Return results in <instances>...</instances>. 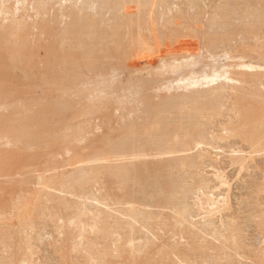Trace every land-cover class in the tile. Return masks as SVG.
I'll return each instance as SVG.
<instances>
[{"label":"rangeland","instance_id":"1","mask_svg":"<svg viewBox=\"0 0 264 264\" xmlns=\"http://www.w3.org/2000/svg\"><path fill=\"white\" fill-rule=\"evenodd\" d=\"M118 2L0 0V264H264V0Z\"/></svg>","mask_w":264,"mask_h":264},{"label":"bare ground","instance_id":"2","mask_svg":"<svg viewBox=\"0 0 264 264\" xmlns=\"http://www.w3.org/2000/svg\"><path fill=\"white\" fill-rule=\"evenodd\" d=\"M120 1H122V0H120ZM120 1L118 2V0H117V2H118L117 4H121V3H123V2H120ZM134 1H135V0H134ZM115 2H116V1H115ZM107 3H108V1H107ZM133 3H134V4H138L137 2H136V3L133 2ZM117 4H116V5H117ZM123 4H124V3H123ZM134 4H132V5H134ZM134 7H135V6H134ZM135 10H136V8H135ZM85 23H87V22H85ZM85 23H84V24H85ZM92 24H95V23L93 22ZM90 25H91V24H90ZM82 26H83V24H82ZM82 26H81V27H82ZM87 26H88V25H87ZM87 26H86V27H87ZM92 26H93V28H91V27L88 26V27H89L88 29H90V28H91V29H94V28H95L94 25H92ZM86 27H84V28H86ZM97 27H98V26H97ZM71 28H73V27H71ZM77 28H78V27H76V29H77ZM82 28H83V27H82ZM82 28H81V30H80V28H79L77 31H79V30H80V31H84L85 29L82 30ZM69 29H70V28H69ZM69 29L66 31V32H68L67 35H69ZM86 29H87V28H86ZM74 30H75V28H74ZM74 30H73V31L71 30V31H72V32H71L72 35L76 34V30H75V31H74ZM80 31H79V32H80ZM66 32H65V34H66ZM80 33H81V32H80ZM65 34H64V35H65ZM77 35H78V33H77ZM82 35H83V34H82ZM82 35H81V36H82ZM113 35H114V34H113ZM69 36H70V35H69ZM81 36H79V37L81 38ZM93 36H94V35H93ZM100 36H101V35H100ZM65 37H68V36H65ZM72 37H74V36H72ZM75 37H76V36H75ZM79 37L77 36V38L80 40ZM82 37H84V36H82ZM5 38H6V37H5ZM77 38H76V40H77ZM7 39H8V38H7ZM91 39H92V37H91ZM96 39H97V38H96ZM3 40H4V39H3ZM9 40H10V38H9ZM81 40H82V39H81ZM84 40H85V39H84ZM84 40H83V41H84ZM102 40H103V39H102ZM109 40H110V39H109ZM4 41H5V40H4ZM77 41H78V40H77ZM91 41H94V39H92ZM10 42H11V41H10ZM2 43H4V42L2 41ZM12 43H13V42H12ZM12 43H11V44H12ZM14 43H15V42H14ZM14 43H13V44H14ZM95 43H97V41H95ZM7 44H9V47H10L11 44H10V43H7ZM7 44H6V45H7ZM82 44H84V43H82ZM73 45H74V44H73ZM77 45H78V43H77ZM84 45H85V44H84ZM92 45H93V43H92ZM95 45H96V44H95ZM104 45H105V44H103L102 46H104ZM1 46H2V45H1ZM1 46H0V47H1ZM3 46H4V45H3ZM17 46H19V45L16 44V47H15V48H14V46H13V49H12L11 47H10V48H11L12 50H14V49L17 48ZM21 46H22V45H21ZM78 46H80V45H78ZM86 46H88V45H86ZM86 46H85V49L87 50L88 48H86ZM102 46H101V47H102ZM120 46H122V45H120ZM120 46H119V48H120ZM6 47H7V49H9V48H8V45H7ZM6 47H5V48H6ZM72 47H73V46H72ZM72 47H71V48H72ZM82 47H84V46L82 45V46L80 47V49H81ZM93 47H95V46H93ZM98 47H99V45H98ZM116 47H117V46H116ZM5 48H4V49H5ZM76 48H78V47L76 46L75 49H76ZM114 48H115V47H114ZM7 49H6V51H7ZM19 49H20V48H18V51H19ZM23 49H24V47H23ZM72 49H74V48H72ZM80 49L78 48L77 50H80ZM85 49H83V50H85ZM99 49H100V48H99ZM104 49H105V48H104ZM104 49H103V50H104ZM16 50H17V49H16ZM16 50H15V52H18V51H16ZM69 50H70V49H69ZM88 50H89L88 52H85V51L83 52V51L80 50L81 53H80L79 55H78V54L75 55V54H72V53H66L67 50H65V52L62 53L64 59L61 57V58H62V62H63L62 64H64V67H66L67 65L65 66V64H66L65 62H68V64H69V61H72L73 59H77V60L80 61V63H83V67H82V68H89V69H90V68H93V69H94L95 67H97V60H99V53H100V51H98L97 49H95V50H92V49L90 50V49H88ZM106 50H107V49H106ZM109 50H110V49H109ZM116 50H117V49H116ZM116 50H115V52H116ZM119 50H120V49H119ZM119 50H118V51H119ZM4 51H5V50H4ZM9 51H11V50H9ZM9 51H8V52H9ZM61 51H62V50H61ZM71 51H72V50H71ZM71 51H70V52H71ZM75 51H76V50H75ZM80 51H79V52H80ZM19 52L22 53V51H19ZM62 52H63V51H62ZM68 52H69V51H68ZM109 52L112 53L113 51H109ZM127 52H129V51L125 50V52H123V50H122V53H127ZM13 53H14V52L12 51V53L10 54L11 57H9V58H11V59L14 61V60H15V57H14V56H16V55H15L16 53H14V54H13ZM23 53H24V52H23ZM23 53H22V54H23ZM102 53H103V52H102ZM117 53H118V52H117ZM24 54H25V53H24ZM124 55H125V54H124ZM126 55H130V54H126ZM21 56H22V55H21ZM102 56H103V55H102ZM12 57H13V58H12ZM121 57H124V56H121ZM125 57H126V56H125ZM51 58H52V57H51ZM61 58H60V59H61ZM17 59H18V58H17ZM123 59H124V61H125V58H123ZM126 59H128V58H126ZM48 61H49V60H48ZM125 62H126V61H125ZM47 63H48V62H47ZM49 63H50V62H49ZM53 64L56 65L55 62H53ZM71 64H72V63H71ZM71 64H70V65H71ZM49 65H51V64H49ZM70 65H69V66H70ZM52 66H53V65H52ZM73 66H74V65H73ZM76 66H77V65H76ZM54 67H55V66H54ZM61 67H63V66L61 65ZM74 67H75V66H74ZM74 67H72V66H70V67H68V68L66 67V70H65L64 68H62V69H64V70L66 71V73L63 72V74L65 73L66 75H64V77L61 75L62 78H59V81H60V79H61V80H62V79H64V80H65V79H69V80H70V79H75V78H77V75L79 74V72H78L79 70L76 69V68H74ZM47 68H48V67H47ZM55 68L58 69L57 67H55ZM55 68H52V69L54 70ZM59 68H60V67H59ZM79 68H80V67H79ZM62 69H61V70H62ZM48 70H49V69H48ZM53 70H52V71H53ZM58 70H59V69H58ZM84 70H86V69H84ZM55 71H56V70H55ZM55 71H54V72H55ZM62 71H63V70H62ZM226 72H227V71H226ZM55 73L58 74V72H55ZM55 73H54V74H55ZM220 73H221V72H220ZM220 73H219V72H212V74H213V75L211 74L212 76H210V75L208 76V75L205 74L203 79H204L205 81H207L208 83H209V82H210V83H213L214 81H216V79L218 80V78L221 77V76H220ZM49 74H50V73H49ZM52 74H53V72H52ZM60 74H61V73H59L58 76H60ZM222 74H226V73L223 72ZM50 75H51V74H50ZM52 76H53V77H54V76L57 77L56 74H55V75H52ZM52 76H51V77H52ZM223 76H224V75H223ZM51 77H50V78H51ZM56 77H55L53 80H55ZM226 77H228L227 74H226ZM193 79H194V78H193ZM193 79H192V80H193ZM203 79H202V80H203ZM226 79H227V78H226ZM56 80H57V79H56ZM188 80L191 81L190 79H188ZM198 80H199V79H198ZM198 80L196 81V78H195V81H194V80H193L194 82L191 81L192 84L189 83L187 87H189L190 85H191V86H194V85L197 86L196 84L198 83ZM228 80H229L228 82H231V81H232V79H230V78H229ZM57 81H58V80H57ZM66 81H67V80H66ZM189 81H186V82L188 83ZM50 82H51V81H50ZM55 82H56V81H55ZM55 82H54V83H55ZM60 82H62L61 85L64 83L63 81H60ZM60 82H59V84H60ZM199 82H200V81H199ZM210 83H209V84H210ZM44 84H45V83H44ZM59 84H58V85H59ZM64 84H65V83H64ZM184 84H185V83H184ZM200 84H201V83H200ZM51 85H52V84H51ZM198 85H199V83H198ZM48 87H51V86H48ZM50 89H53V88H50ZM60 89H62V88H60ZM2 95H3V94H2ZM2 97H3V96H2ZM6 97H7V96H6ZM59 99H60V98H59ZM59 99H58V100H59ZM54 100H55V99H53V101H54ZM55 101H56V100H55ZM55 101H54V102H55ZM59 101L63 102L64 99H63V100H59ZM61 102H58V104H59V103L61 104ZM65 102H66V100H65ZM67 102H68V101H67ZM67 102H66V104H63L64 107H63L62 105H59V107H58V104L56 105V103H55L54 105L58 107L57 109H60L61 107H63V109H61L60 111H62V110L64 111V109H65V105L69 104V103H67ZM46 104H47V103H46ZM52 104H53V103H52ZM47 105H48V104H47ZM54 105H53V106H54ZM50 107H51V105H50ZM67 107H68V108H67ZM67 107H66V109H65V110H66L65 112H67V110L69 109V105H67ZM42 108H43V107H42ZM47 108H49V106H47ZM51 108H52V107H51ZM53 108H54V107H53ZM44 109H46V108H44ZM44 109H43V110H44ZM55 109H56V108H55ZM55 109H54V110H55ZM54 110H53V111H54ZM48 111H50V110H47V112H48ZM43 112L46 113V110L43 111ZM43 112H42V116H43V114H44ZM56 112H57V111L55 110L54 113H56ZM57 113H58V112H57ZM47 114H49V113H47ZM47 114H46V115H47ZM61 114L63 115L62 112H61ZM61 114H59V115H61ZM38 115H39V114H38ZM51 115H53V114H51ZM55 115H56V114H55ZM64 115H65V114H64ZM44 116H45V115H44ZM49 116H50V115H48V117H49ZM38 117H39V116H38ZM35 118H36V116H35ZM35 118L33 117L32 119L34 120ZM39 118H40V117H39ZM39 118H36V119L39 120ZM41 118H42V117H41ZM45 118H46V117H44V119H45ZM0 119H1V117H0ZM30 119H31V117H30ZM2 120L4 121L3 117H2V119H1V121H2ZM40 120H41V119H40ZM46 120H47V119H46ZM1 121H0V122H1ZM3 121H2V122H3ZM5 121H6V120H5ZM11 121H12V120H11ZM11 121H10V122H11ZM15 121H16V120L13 121L14 124L12 123L13 126H14L15 124H17V122H21V120H19V121L17 120V122H15ZM25 121H26V120H24V121L22 120L21 123L23 124V126H20L21 128H22V127H25V126H26L27 128L29 127V125H28V126H27V125H24V123H26ZM28 121H29V120H28ZM34 121H36V120H34ZM32 122H33V121H32ZM41 122H42V121H41ZM43 122H44V120H43ZM46 122H47V124H48V121H46ZM46 122H44V123H46ZM5 123H6V122H5ZM7 123H8V122H7ZM21 123H19V124L22 125ZM36 123H38V122H36ZM9 124H11V123H9ZM30 124H31V123H30ZM33 124H34V122H33ZM33 124H32V125H33ZM39 124H40V123H39ZM47 124H46V125H47ZM17 125H18V124H17ZM41 125L43 126V123H41L40 126H41ZM2 126L5 127L6 125L4 124V125H2ZM9 126H10V125H9ZM44 126H45V125H44ZM4 127H3V128H4ZM10 127H11V126H10ZM10 127H7V128L10 129ZM20 127H19V128H20ZM26 127H25V128H26ZM27 128L24 129L25 132H24V131H23V132H21V131L19 132V131H18V130H19L18 128H15L16 130L13 128V129H14V130H13L12 127H11V130H10V131L12 132V130H13L14 134H15V132H19V133H21V134L23 133V135H25V134H26V135H31V133H29V132H28L29 134L26 133L28 130L31 131V130H30L31 128H28V129H27ZM4 129H6V128H4ZM37 129H38V128H37ZM33 130H35V129L32 128V131H33ZM39 130H40V129H39ZM6 131H8V129H6ZM35 131H36V130H35ZM44 131H45V129H44ZM36 132H37V131H36ZM19 133H17V134H19ZM24 133H25V134H24ZM43 133H44V132H43ZM12 134H13V133H12ZM38 134H39V132H38L37 134L35 133V136L32 134V136L37 137ZM41 134H42V133H41ZM36 135H37V136H36ZM44 135H45V134H44ZM44 135H43V136H44ZM18 136H19V135H18ZM32 136H31V137H32ZM38 137H40V136H38ZM38 137H37V138H38ZM41 138H42V136H41ZM32 139H33V137H32ZM39 139H40V138H39ZM26 140H27V139H26ZM28 140H29V139H28ZM169 196H170V195H169ZM165 198H166V197H165ZM169 198L171 199V197H169ZM208 200H209V199H208ZM211 200H212V199H211ZM211 200H210V202H211ZM213 201H214V200H213ZM207 202H209V201H207ZM214 202H215V201H214ZM214 202H213V203H214ZM217 202H218V201H217ZM169 203H170V201H169ZM210 204H212V203H210ZM210 204H209V205H210ZM216 204H218V203H216ZM221 204H222V203H221ZM206 205H207V204H206ZM213 206H216V205L213 204ZM219 206H220V205H219ZM208 207H209V206H207V208H208ZM217 207H218V206H217ZM221 207H222V206H221ZM221 207H218V208L220 209ZM211 209H212V208H211ZM215 211H216V213H217V210H215ZM208 212H210V211H207V214H209ZM212 212H213V211H212ZM220 212H221V211H220ZM216 213H215V214H216ZM213 214H214V212H213Z\"/></svg>","mask_w":264,"mask_h":264}]
</instances>
